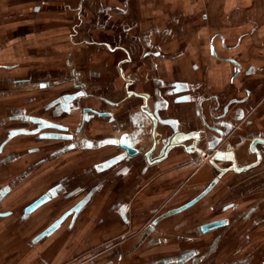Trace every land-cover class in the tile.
I'll return each instance as SVG.
<instances>
[{"label": "crops", "instance_id": "obj_1", "mask_svg": "<svg viewBox=\"0 0 264 264\" xmlns=\"http://www.w3.org/2000/svg\"><path fill=\"white\" fill-rule=\"evenodd\" d=\"M213 1L216 2V0H212V7H210L208 4L210 2L209 0H180V2L188 4L186 8L194 10V16L201 15V20L207 23L206 26L211 22H215L219 17L221 26L231 23L236 26V29L230 33H224L218 30L210 36H207L202 28L201 34L194 35L188 41V46H186L188 56H180L178 60L171 62L162 61L160 64L158 63L157 69L150 71L148 75L150 78L156 77L154 75H157V78L166 82L168 81V85L177 81L185 82L192 85L190 91L188 89L178 88L179 86L170 89L169 87L171 86H169L166 89L168 91L166 94L164 93L166 90H161L160 88L157 90L155 86L149 87L148 85L146 87L143 86L142 90H140L138 88L139 81L136 74L144 73V68L148 66V63L145 60H142L141 63H135L134 52L139 50L138 47L130 50L127 54L124 53V57L117 60V56L113 57L112 55L111 57V55H107L105 57L104 48L110 54L123 52V49H129L121 45H113L106 41H91L87 38L79 41V43L74 42L76 48L82 47L83 44L87 46L83 45L86 47L82 51L85 54V62L79 60V55H75L77 54L76 52L69 51L71 59L67 62V66L71 70V81L77 90L62 95L63 97L74 96L72 101L70 100L69 105H64L66 108H70L69 112L71 111L72 113H66V115L71 116L72 119L68 121L56 119L52 120L53 122L48 121L49 124L57 125L62 129L48 127L41 130L44 133L50 132L49 134L68 136V138L46 137L50 138L44 139L46 141L62 142L58 147H56L57 145H53L49 153L53 149L56 150V148L65 145L74 146L77 143V147H71L66 151H57L56 157H53V159L60 156L63 158L74 152V155H71L73 157H70L71 162H64L65 164L60 163V168H56L58 164L55 163L53 166L47 168V175L50 174L52 177H55V175L58 176L60 171L64 169V175L62 177L58 176V180L51 186L58 185L60 179L65 177L67 182L64 184V189L55 197H52V199L48 197L49 200L46 203L40 205L28 215H25V209L41 196L47 194V191L23 207L22 215L25 218H28L29 215H34L35 212L41 210L46 205L50 207L48 214L52 220L32 238L33 245L45 239H51L63 227L66 228L68 233H73L83 219H86L84 221L85 234H88L89 230L90 234L94 232L95 229L93 228L98 225L100 229L97 233L100 239L105 235H111V238L123 231L120 228L127 225L126 221L130 215L134 219L140 215V218L134 220V230H136L142 225L144 219L149 218L151 214L157 212L156 219L159 215L177 209L194 198H197V201L188 208L160 220L155 226L154 233H150L149 238H156L155 236L161 238L162 236L166 241V247L170 245L178 246L179 244L174 240L175 237L177 238L179 235L187 232L188 226L194 225L197 232L195 233L196 235L192 232L194 237L191 236L192 233L190 235L191 245H193V242L208 241L213 235L229 230L228 233H230H227L228 238L225 240L222 252L219 254L220 258L225 257L228 252L243 244L241 239L243 234H248V237H246L247 244L244 246V249L251 250L250 247L256 244L258 245L255 248L256 251L257 249L261 252L264 250V237L258 236L259 233L264 234V171H260L262 164L244 173L228 171L221 174L210 164L199 167L185 166L179 169L180 166L188 164L195 157L198 147L208 151L212 143L214 144L221 140L219 145L213 150L215 152L217 149H221L224 143L229 142L227 140L228 134L224 135L223 129L225 126H230L231 121L229 120L236 118L234 115L239 112L241 114V111H243V116L247 117V121L251 123L247 127V132L253 130V133L246 135L245 138H264L263 113L254 114L262 103L252 100V98L256 99V93H252L251 91V87H257L258 89L264 85V33L252 35L250 36L252 38L249 39L243 38L240 41L241 43H237L241 37L250 35L242 32L247 21H250L254 26L250 29L251 32H253L255 26L262 25L261 23L264 19L261 12L264 11V0H251L253 5L249 6V9H255L254 16L251 20L247 17L245 21L240 19L235 12H232L236 9H242L243 7H238L235 4L244 2L245 0H222L224 1L222 3L224 5L223 9L226 13L222 16L219 13L214 14ZM174 5L172 4L173 7ZM67 7L71 8V5L67 4ZM243 9H246V6ZM75 10L78 11L76 14L80 20L79 23L82 25V7H76ZM180 13L181 16L178 20L181 21L186 16V12L185 10H180ZM74 36L76 35H73V33L69 34V38L73 41ZM257 41H263V44L260 43L257 46L259 43H256ZM139 45L143 46V44ZM169 46L171 47L170 51L176 49V45L172 46L170 44L166 46V50L170 49ZM210 46L214 50L213 53L217 54L216 57L210 55ZM250 47L252 49H249ZM129 54L131 59H133L131 62L128 59ZM231 57H234L237 61H225V58L229 59ZM200 58L206 64L203 68L197 67ZM88 59L94 60L96 66L101 67L98 71L95 69L94 72L90 71L84 75V78L87 76L88 78L93 77L95 79L96 89L94 93L86 89L89 87L87 82L84 83L83 80H79L77 71V68L80 66L85 68L84 66L88 64ZM127 64H132V67H137V69L129 73L125 66ZM236 65L241 68L238 72H236ZM202 82L207 84L208 89L202 87V85H205ZM45 84L46 86H43ZM37 85L41 89H47L49 81L38 82ZM146 89L154 97L149 105V111L153 113L157 120L155 131L154 118L146 115L138 102L129 99L131 96L134 97L136 92ZM201 90L204 92L210 90L209 92H213L215 95L211 99L205 100L204 103L198 102L202 94ZM162 95L166 101H163L164 97ZM90 97H97L100 105L98 107L91 105L82 107L79 103V105L73 106L74 102L80 101L82 98L87 99ZM257 105L259 106L256 108ZM76 107L78 109L80 108V110L76 109L77 111L75 110V113L74 109ZM59 108L60 105H56L55 112H59ZM101 113L110 114L108 116H102ZM224 117L229 118V120ZM97 118L108 120L111 127V135H105L109 132L102 131V137L93 138L83 133L87 124ZM203 129H206L207 137L205 140L202 139L197 142L190 139L178 143L175 147L171 148L168 155L162 160L153 162L163 148L162 139L170 136L189 137L190 135H198L197 132L203 131ZM136 132H138L137 135ZM236 138L239 139V142L244 136L238 135ZM159 140L160 143L156 144ZM119 142L130 143L135 150H139L138 153L133 156L128 155L123 149L118 148L120 147ZM230 143L236 144L234 140L232 142L230 141ZM154 146L156 148L149 157L153 163L149 162L147 157L146 163L137 160L140 155H146ZM190 147L191 149H189ZM238 148L247 150V153L245 152V159L251 155L249 152V144L244 143ZM238 156V167L248 165L255 159L248 161L243 160L241 154H238ZM121 158L125 159L119 161L114 166L109 165V163L120 160ZM63 161H66V159ZM108 165L109 167L102 168V166ZM219 166L230 167L231 162H219ZM216 177H218V181L214 183ZM210 185L212 187L208 189ZM95 187L102 188L92 196L90 195L85 202H82L85 193L88 194ZM206 190L207 192L204 194ZM122 208L124 211L121 213ZM66 214H68L66 218L61 221ZM225 218H228L231 223L237 222L236 224L239 228L234 231L235 228L230 227L229 223L226 222L225 225L218 229L208 232H204L203 230L199 231L204 223ZM155 219L152 220V223ZM192 219L193 221L190 223L188 220ZM180 220L182 222H179ZM54 222L55 224L51 225ZM182 224H184V227H179ZM58 226L59 229L56 231H51L49 234L38 239L44 232L52 227L56 228ZM113 226L116 228L114 229ZM119 226L120 228H118ZM155 233H158V235H155ZM139 235L141 233L135 235L131 240ZM249 237H251L252 244L248 241ZM62 238L64 240V237ZM110 238L107 237L102 242L106 243ZM58 239H61V237L53 238L51 244H57ZM83 242L84 245L86 241ZM125 242L128 243L127 240H123L117 247H111V253L116 249L118 254L119 252L121 253L122 248L126 244ZM100 243L101 241L97 244L99 245ZM69 245L66 250L74 248L71 243ZM82 247L86 249L87 246L84 245ZM152 248L154 247H150L148 251ZM134 249L136 250V248ZM121 255V257H126V259L117 260L116 262H113L111 259L102 264H118L119 262L124 263V261L128 263L136 254ZM51 260L53 261V258ZM49 263L48 260L47 264ZM251 264L256 263L253 262Z\"/></svg>", "mask_w": 264, "mask_h": 264}, {"label": "rangeland", "instance_id": "obj_2", "mask_svg": "<svg viewBox=\"0 0 264 264\" xmlns=\"http://www.w3.org/2000/svg\"><path fill=\"white\" fill-rule=\"evenodd\" d=\"M209 1L208 4L212 7V0ZM222 3H224L222 0L214 2L215 15L218 13L221 16L226 14ZM67 4H70L71 8H68ZM172 4H175L174 7ZM187 5L180 2V0H0V140L7 137V131L10 129L32 127L30 121L8 120L11 115H14L12 111L16 108H20L21 111L28 114L40 115L51 120L68 121L72 119L71 116L66 114L60 118H55L52 115L55 110H47L46 107L56 97L77 90L71 81V70L67 66V62L71 59L69 51L76 52L75 55H79V60L85 62V54L82 51L87 45L83 44L86 46L82 45V47L76 48L74 42L79 43V41L87 38L91 41L101 40L113 45H121L129 50L138 47L140 51L134 52V60L135 63H141L144 59L141 50H146L148 45L153 46V48L159 47L160 44L163 45L170 38L164 36L168 32L173 31L174 33L175 31L177 34L182 35L193 32L198 35L201 34L203 28L204 33L210 36L218 30L230 33L236 29V26L231 23L221 26L219 17L215 22H211L206 26L207 23L201 20V15L194 16V10L186 8ZM235 5L243 8L246 6V9L232 11L240 19L244 21L247 17L250 20L253 19L255 9H249V6L253 5L251 0L238 2ZM190 6L192 7V5ZM76 7H82L83 23L82 27L79 28V34L75 36L73 41L69 38V34L72 33L73 25L80 21L76 14L78 12L75 10ZM179 9L186 12V16L181 21L178 20L181 16ZM247 14L248 16H246ZM261 15L264 19V11L261 12ZM261 24V26H255V29L251 32L250 29L254 26L250 21H247L242 32L250 35L244 37V39L252 38L250 36L255 34H263L264 21ZM147 36L148 43H144L146 46H140L139 44H142V40ZM256 43H258V46L260 43L263 44V41H257ZM168 44L171 43H167L166 46ZM104 51L105 57L107 55L112 57L113 55V57L117 56V60L124 57L123 52L110 54L105 48ZM156 60L154 58L145 59L146 63L150 62L151 64H156ZM87 62L85 68L83 66L77 68L78 76L79 80H83L84 83L87 82L89 87L86 89L94 93L96 89L95 79L87 76L84 78V75L90 71L94 72L95 69L98 71L101 67L96 66L94 60L88 59ZM125 66L129 73L137 69V67H132V64ZM136 76L139 81L138 88L142 90L143 86L148 85L150 77L146 71L136 74ZM154 76L157 77V75ZM20 80H24V82H19ZM42 81H49L47 89L38 87L37 83ZM251 91L256 93V99L252 98V100L262 103L254 114L263 113L264 117V85L258 89L257 87H251ZM79 103L82 107L90 105L98 107L100 105L97 98H82L80 101L74 102L73 106L79 105ZM102 131L109 132L105 135H111L110 123L107 119L97 118L87 124L83 133L93 138H100L103 134ZM231 139L236 143L239 140L236 137ZM249 140L250 138L247 139V143ZM60 144L62 142L37 140L35 136L30 138L18 137L8 143L4 155L0 156V158H3L5 155L14 152L13 154L19 158L12 164L0 168V187L11 184L13 191L3 202L0 201V213L10 209H15L14 211L17 212L3 218L0 217V264H46L48 260L49 264H64L83 253H86L84 255L86 257L95 256L97 252L105 247L104 245L101 248H95V245H98L97 243L102 242L107 237L110 238L111 235H105L100 239L97 233L100 229L98 225L93 228L95 229L94 232L90 234L89 230L88 234H85L84 221L86 219H83V222L81 221V224H78L73 233H68L66 228L63 227L51 239H45L35 245L32 244V238L36 233L52 220L48 214L50 207L46 205L35 212L34 215L32 214L33 216L29 215L28 218L23 217L21 212L25 205L46 192L58 180V176L62 177L64 175V169L60 171L58 176L47 175L49 166H53L55 163L58 164L56 168H60V163L71 162L70 157L74 155V152H72L73 154L63 158L62 156L55 159L50 158L49 151L53 145L58 147ZM30 147H37L38 151L30 153ZM239 152L243 160L251 161L254 159V155L248 156L247 159L244 158L247 153L244 148L239 149ZM65 159L66 161H63ZM33 163H38V165L35 166L36 164L33 165ZM261 167L260 171H264V164ZM24 172L30 175L22 182L14 185L12 175L17 176ZM8 174H11V176L8 177ZM123 228L122 226L120 229ZM252 235L254 234L252 233ZM258 236L264 237V234L259 233ZM56 237H61V239H58L57 244L52 245L51 240ZM246 237H248V234L242 235V242H245ZM83 241H86L84 244L87 246L86 249L82 247L84 246ZM67 242L71 243L74 248L66 250L70 246ZM106 245L108 244L106 243ZM177 249H179L177 245H170L165 249L155 246L148 251L147 256L155 258L164 252L168 253ZM111 251L110 249L109 252L104 254L108 255L106 256L107 259L104 255H97L84 264L105 263L107 260L113 259L110 256ZM247 252H249V249H247ZM255 253L257 256L254 263L264 264V250L261 253L257 249L254 255ZM101 257L102 260L100 261ZM118 264L127 263L124 261V263L119 262Z\"/></svg>", "mask_w": 264, "mask_h": 264}, {"label": "flooded vegetation", "instance_id": "obj_3", "mask_svg": "<svg viewBox=\"0 0 264 264\" xmlns=\"http://www.w3.org/2000/svg\"><path fill=\"white\" fill-rule=\"evenodd\" d=\"M35 9L37 10V8H35ZM81 26L82 25L80 23H77V24L73 25V27H72L73 35L77 36L79 34L78 31H79V28ZM194 35L195 34L193 32H191V33H189L187 35L186 34L182 35L180 33L177 34L175 31H174V33H173V31L170 32V33L168 32L164 36L165 37H170V38L166 42H164V44H163L164 46L160 44L159 47L153 48V46H149L148 45V48L146 50H141L142 51V58H144L143 60L149 59V58L157 59L156 60L157 61L156 64H151L149 62L147 64L148 66L144 68V70L147 72V75H149L150 71H155L157 69V67H158V63L160 64L162 61L171 62V61H174V60H178L180 56H185V55L188 56V53L186 52L187 51V47L186 46H188V41L190 39H192V37H194ZM243 38L244 37H241L240 39H238L237 43L242 41ZM147 39H148V36L144 37V39L142 40V44L143 45H144V43L145 44L148 43ZM167 43H171L172 46L176 45V49L175 50L172 49V51H170L171 47L169 46L170 49H167L168 50L167 51L166 50V44ZM168 45H170V44H168ZM144 46H146V45H144ZM120 50H122V49H120ZM138 51H140V50H138ZM213 51L214 50H212V48L210 46V55L212 57L213 56L216 57L217 54H214ZM127 52H130V50H124L123 49V53L127 54ZM231 58H229V59L225 58V61L226 60L237 61L234 57H231ZM128 59H130L129 60L130 62L133 60V59H131L130 54L128 55ZM198 63H199L197 65L198 68H203L206 65V64H204V61L201 58L199 59ZM239 69H241V68L237 66L236 67V72H238ZM167 82L163 81V80H161L160 78H157V77H151L150 79H148V86L149 87L155 86V88L157 90H158V88H160L161 90H166V89H168L169 86H171V87H169L170 89H174V87H176V86H179L178 88H181V89H185V90L188 89L189 91L192 89V85H189V84H187L185 82L182 83L180 81H177V82H175L173 84L170 83L169 85L167 84ZM202 83H205V82H202ZM202 87H205V89H208V86H207L206 83H205V85H202ZM147 91H148L147 89L144 90V91H138V92H136L134 97L131 96V97H129V99H132L133 101H136V102L140 101L138 103L140 104V107H141L142 111L144 113H146V115H149V116L155 118L153 113H151L149 111V105H150L151 101L154 99V97L151 94V92H149V91L147 92ZM209 91L210 90H208L207 92H204V91L201 90L202 94L200 95V97L198 99V102H203L204 103L205 100H209L212 97H214L215 94L213 92H209ZM166 92H168V91L166 90L164 93H166ZM169 92H171V91H169ZM126 97H128V96H126ZM90 98H92V97H90ZM95 98H97V97H95ZM70 100L72 101V99H69V96H67V98L63 97V95L58 96V97H56L55 99H53L52 101H50L47 104L46 109L47 110L55 109L56 105H60V108L58 109L59 112H55L56 111L55 110L54 113H52V115L54 117H61V115H63V114L72 113L71 111L69 112L70 108H66V106H64L66 104L69 105ZM164 100H165V97H164L163 101ZM259 103H261V102H259ZM258 106L259 105H257L256 108ZM76 109L80 110V108L78 109V107H76L74 109V112H75ZM12 112L14 113V115H11L8 118V120H17V121H21V122L30 121L32 123V127L31 128L20 127V128H14V129L8 130L7 134H6L7 137H4V139L0 140V156L4 155L5 149H6V146L8 145V143L11 142L12 140L18 138V137H20V138L21 137L30 138V137L35 136L37 140L38 139H50V138H46V135H51V134H49L50 132L44 133V131L39 129V127L40 126H47V124H45V123H48V121L49 122L52 121L51 119H46L43 116L36 115V114H28L27 112L21 111L20 108L19 109L18 108L13 109ZM239 113L234 115V117H236V118H233V119H230V120H229V118L224 117V118L228 119L229 121H231L230 122L231 124H229L230 126H225V128L223 129V134L224 135L228 134L227 139L229 140V142L232 140V139L230 140V138L238 137V135L244 136V138H245L246 135H249V134L253 133V130H251L250 132H247V127L250 126L251 123L247 121V117L243 116V114H242L243 111H241V114H239ZM44 128H48V126L44 127ZM137 133L138 132H136V135H137ZM197 133L200 135V138H202V139L204 137H207L206 129H203V131H198ZM44 135H45V137H44ZM71 147L72 148H76L77 147V143L74 146L65 145V146H62L60 148H56V150L53 149V151H51L49 156H50V158L56 157V154H57L56 152L57 151H60V150L66 151V150H69ZM118 148L122 149L121 147H118ZM29 150H30L29 151L30 153H35V152L38 151V148L37 147H30ZM124 152H125V150H124ZM13 153L7 154L3 158H0V168H2L4 166H7L9 164H12L14 161L19 159ZM139 154H141V153H139ZM121 155L124 157L123 154H121ZM158 155H160V154H158ZM124 159L125 158H121L120 160H117V161H114L112 163H109V165L110 166H114L119 161L124 160ZM137 160L138 161H142L143 163H146L147 162L146 155H140V157H138ZM255 160H256V158L252 162H250V164L253 163ZM191 161L192 160H190V162L188 164H185L184 166H180L179 169L184 168L185 166H187V167H190V166L191 167H199V166L193 165L191 163ZM35 164L33 163V165H35V166L38 165V163H35ZM206 164H209V162H207V163H205L203 165H206ZM109 165L108 166H102V168L103 167L107 168V167H109ZM124 171L126 172V170H124ZM29 175L30 174H28V173L26 174L25 172L22 173V174H19L17 176L16 175L15 176L12 175L13 176L12 177L13 178L12 181H13L14 185H16L18 182L19 183L22 182ZM7 176L9 177V176H11V174H8ZM66 182H67V179H65V177H63L62 179H60V183L58 185H55L54 187H50L49 189H47L48 197H50L52 199V197H55L57 194H59L60 191H62L64 189V184ZM11 186L12 185L10 184V185H5V186L0 187V199H1L0 201L3 202L9 195H11V193L13 192ZM101 188L102 187H95V188H92L91 191L88 194L85 193V195L82 198V202L83 201L85 202V200L88 199V197H90V195L92 196L95 192L101 190ZM14 210L15 209H10V210H6L4 212H1L0 213V217H2V218L6 217L8 215H11L12 213L14 214V212L17 213ZM123 211L124 210L122 208L121 213ZM156 213L157 212L151 214V216L149 218L144 219V221L142 222V225L139 228H137L136 230H134L135 229L134 220L140 218V215L138 217H136L135 219L130 215L128 220L126 221L127 225L124 226L123 231L120 232L119 234H116V235L112 236L109 239V241H111V243H113V244H111L109 247H103L106 243L109 242V241H107L106 243L105 242H101L99 245L95 246V248H101V246L103 247L100 250V252H97V254L95 256H97V255H102L103 256L108 250L111 249V247H117L120 243H122L123 240H127L128 243L125 242L126 244L124 245V247L122 249L126 250V251H129V253H128L129 255L136 254L135 257L133 259L129 260V262L127 264H151V263H156V262H158L160 260L162 261L165 258H173V260L171 262L162 263V264H250V262L254 260V256H253L252 253L254 252V250H256L255 248L257 247V245L253 244L250 247L251 250L249 249V253H248L247 250L244 249V246H246V244H247L246 240L238 248H236L234 250H231L230 252H228V254L225 257L220 258L219 254L222 252L223 244L225 243V240L228 238V234L230 233V232L228 233L229 230H227L224 233H219V234L213 235L208 241L206 240V241H201V242H193V245H191L190 237L191 236L194 237L193 233L195 234L197 232L195 230V226L194 225L188 226L187 227V232H184L182 235H179L177 238L175 237L174 240H176L177 244H179L178 245L179 249H177L176 251H169L168 253L164 252L163 253L164 255L161 254L159 256H156L155 258H152L151 256L148 257L147 256L148 255L147 253H148V250H149L148 247H149L151 242H148V240L146 241L147 238H145L143 240L145 242H141L136 247H134L137 250V249H139L142 246L136 252L135 249H132V247H133L132 246L133 245L132 241L133 240H131V239L134 238V236L137 235L138 233H141V234L144 233L152 225V220L155 219V217L157 216ZM120 218H121V215H120ZM225 220L227 221V223H229L230 227L232 226L233 228H235L234 231L239 228V226L236 224L237 222L231 223V222H229L228 218H225ZM188 221L191 223V221H193V219L192 220H188ZM179 222H182V221L180 220ZM207 223H209V222H206L204 224H207ZM54 224H55V222L53 224H51V225H54ZM59 226L56 227L55 230H53V232L56 231L57 229H59ZM182 226L184 227V224H182L179 227H182ZM154 230H155V227H154ZM164 232H166V231H164ZM191 233H192V235H191ZM155 237L156 238H155L153 244L165 249L166 241L163 239V237L162 236H161V238L159 236H155ZM248 241L250 242V244H252L251 243V237H249ZM160 244H162V245H160ZM128 247H129V249H128ZM168 247H170V246H168ZM123 250H122V252H123ZM122 252H121V254H122ZM116 253H117V249L114 252H112L111 254H116ZM85 254L86 253H83V254L77 256L76 258H73L72 260H68L64 264H72L74 261H75L74 264H84V263L94 259V257H95L94 255H90L89 257H86V256H84ZM104 256L107 259L106 256H108V255H104ZM123 259L125 260L126 257L125 258L121 257L120 260H123ZM181 259H183V262L179 263L178 261L181 260ZM76 260H77V262H76ZM101 260H102V257H101L100 261Z\"/></svg>", "mask_w": 264, "mask_h": 264}, {"label": "water", "instance_id": "obj_4", "mask_svg": "<svg viewBox=\"0 0 264 264\" xmlns=\"http://www.w3.org/2000/svg\"><path fill=\"white\" fill-rule=\"evenodd\" d=\"M19 82H24V81H19ZM43 86H46L43 85ZM74 96H69V99H72ZM67 98V97H65ZM110 113H101L102 116H108ZM41 122V121H40ZM154 122H155V125H154V131H155V128H156V125H157V120L154 118ZM47 124L48 127H53V128H57V129H62L61 127L57 126V125H53V124H49V123H45ZM47 126H40L39 129H43L44 127H47ZM45 137V135H44ZM46 137H53V138H58V137H67L66 135H60V134H51V135H46ZM250 138V137H248ZM248 138H243V139H240L241 141L237 142L236 144H232L230 142H227V143H224V145H222L223 147H221V149H217L215 152H213V150L219 145V141H217L216 143H212L211 146L209 147L208 151L204 150L203 148H199L198 147V151L195 155V158L199 157L200 155L202 156H206L207 154H210L212 153V156L210 158V161H209V164L212 165L217 171H219V173L221 174H224L228 171H234L236 173H244V172H247L249 171L250 169L252 168H255V167H258L259 165L261 164H264V138H261V137H251L250 138V142L247 143L246 140ZM190 139H193L194 141H200L202 140V138H200V135H190L189 137L187 136H183V137H174V136H170L168 138H164L162 139L161 141L163 142V148L161 150V153L160 155L154 159L153 162H158L160 160H162L167 154L168 152L171 150V148L175 147V145H177L178 143H181L183 141H186V140H190ZM206 137L203 138V140H205ZM233 141V140H231ZM157 143H160V140ZM249 144V152L251 155H254V158H256V160L251 163V164H248V165H244V166H241V167H238L237 166V155L238 154H241L239 152V146H241L242 144ZM119 145L122 149L125 150V152L128 153V155H135L136 153H138L137 150H135L131 144L129 143H125V142H119ZM156 146V145H155ZM152 147L147 153H146V157L148 158L149 162L153 163L152 161H150V155L151 153L154 151V149L156 147ZM191 149V147L189 148ZM238 150V151H237ZM192 159V160H193ZM231 162V166L230 167H220L219 166V162ZM218 181V177L215 178L214 180V183H216ZM213 185V184H212ZM212 185L209 186L208 189H210L212 187ZM207 189V190H208ZM207 190L204 192V194L207 192ZM199 197V196H198ZM200 198V197H199ZM198 198V199H199ZM49 200L48 198V195L45 194L43 196H41L39 199H37L34 203H32L30 206H28L26 209H25V215H28L30 214L33 210L37 209L40 205L46 203L47 201ZM197 201V198H194L193 200H191L190 202L186 203L185 205L177 208V209H173V210H170V211H167L161 215H159L155 221L152 223V225L144 232L142 233L141 235H139L138 237H136L135 239H133L132 241V246L136 247L139 243H141L145 238L146 241L148 240V242H151L150 245H149V249L150 247H155L157 245H154L153 242L155 240V238L153 237H150V233H154V227L159 223L160 220L164 219L165 217H168L170 215H173L175 213H178L186 208H188L189 206H191L193 203H195ZM78 211V209H76ZM68 214H66L62 219H65L66 216ZM59 221V222H61ZM226 220L225 219H219V220H214V221H210L209 223L207 224H204L203 226L200 227V230H203L204 232H208V231H211V230H214V229H218L219 227H222L223 225L226 224ZM55 227H52L51 229H49L48 231L44 232L43 234H41L39 238L43 237L44 235H47L49 234L51 231H53ZM155 235H158V233H155ZM113 244V243H111ZM110 243L108 245H106V247L110 246L111 245ZM162 245V244H160ZM134 247H132V249H134ZM147 248V249H148ZM129 249V247H128ZM129 253V251H126V250H123L122 254L123 256L127 255ZM249 253V252H248ZM262 253V252H261ZM110 255V254H109ZM260 255V254H258ZM113 257L112 261L113 262H116L117 260L120 261L121 259V253L119 252L118 254V251L117 253L114 255H110ZM254 260L250 262L253 263L255 262V259H256V254L254 255ZM173 260V258H165L163 259L162 261H158L156 263H151V264H162V263H168V262H171ZM179 263L183 262V259L179 260L178 261ZM93 264V263H91Z\"/></svg>", "mask_w": 264, "mask_h": 264}, {"label": "built area", "instance_id": "obj_5", "mask_svg": "<svg viewBox=\"0 0 264 264\" xmlns=\"http://www.w3.org/2000/svg\"><path fill=\"white\" fill-rule=\"evenodd\" d=\"M211 156H212V153L207 154L206 156L200 155L199 157L193 159L191 163L195 166H202L203 164L210 161Z\"/></svg>", "mask_w": 264, "mask_h": 264}]
</instances>
